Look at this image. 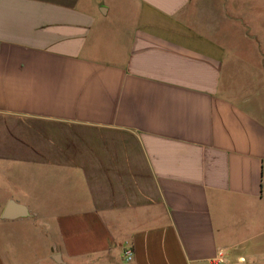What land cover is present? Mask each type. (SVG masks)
Returning <instances> with one entry per match:
<instances>
[{"label":"crops","instance_id":"0c3cea01","mask_svg":"<svg viewBox=\"0 0 264 264\" xmlns=\"http://www.w3.org/2000/svg\"><path fill=\"white\" fill-rule=\"evenodd\" d=\"M241 1L0 0V264H264V36L253 88L215 42Z\"/></svg>","mask_w":264,"mask_h":264},{"label":"rangeland","instance_id":"374dc122","mask_svg":"<svg viewBox=\"0 0 264 264\" xmlns=\"http://www.w3.org/2000/svg\"><path fill=\"white\" fill-rule=\"evenodd\" d=\"M230 11L232 16L236 14V17L243 19L242 25L235 31L232 28L236 27L234 26L236 24L234 21H232L231 25L227 24L228 39L226 40V32H215V42H218L222 47L230 49L227 63L235 65L232 70V78L236 81L237 86L234 87L244 83L246 87L247 84H250L248 87L253 88V84H257L258 81L256 72L262 70L261 66H255L257 60L254 51L261 43V40L263 41L261 36H264V0H242L238 4L232 5ZM242 28L247 30L245 39L244 35H242ZM110 34L111 32H104L103 43L105 45L110 44ZM12 224L3 225V231L10 234L12 238L20 236L19 230L15 228L11 230L9 228Z\"/></svg>","mask_w":264,"mask_h":264},{"label":"water","instance_id":"95a60500","mask_svg":"<svg viewBox=\"0 0 264 264\" xmlns=\"http://www.w3.org/2000/svg\"><path fill=\"white\" fill-rule=\"evenodd\" d=\"M27 215L26 208L21 204H16L14 201L9 200L4 207L1 217L4 219H10L17 216Z\"/></svg>","mask_w":264,"mask_h":264},{"label":"built area","instance_id":"2783aa9c","mask_svg":"<svg viewBox=\"0 0 264 264\" xmlns=\"http://www.w3.org/2000/svg\"><path fill=\"white\" fill-rule=\"evenodd\" d=\"M122 256L125 264H130L133 258L132 248L127 246L122 249ZM211 264H223L221 260H213Z\"/></svg>","mask_w":264,"mask_h":264}]
</instances>
